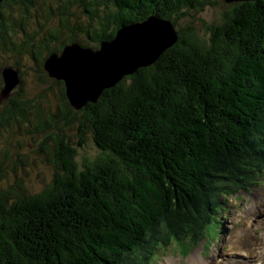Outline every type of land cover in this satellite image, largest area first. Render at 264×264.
I'll use <instances>...</instances> for the list:
<instances>
[{"label": "trees", "instance_id": "1", "mask_svg": "<svg viewBox=\"0 0 264 264\" xmlns=\"http://www.w3.org/2000/svg\"><path fill=\"white\" fill-rule=\"evenodd\" d=\"M229 3L208 23L195 15L216 0L0 3V58L21 50L38 68L36 93L27 98L22 90L19 99L21 88L14 87L0 98V140L9 132L30 134L32 152L52 166L50 182L37 191L18 178L17 162L0 170V264H140L130 254L172 210L208 221L212 181L237 151L264 172V127L255 128L264 122V0ZM75 6L86 18L79 32L78 22H69ZM52 16L62 23L47 27ZM151 16L169 20L176 41L95 101L72 107L64 83L44 69L46 57L68 42L99 46L121 26ZM62 29L66 40H59ZM17 61H6L0 71L14 68L20 84ZM49 80L60 86L50 112L44 99L53 88L40 90ZM3 85L0 72V92ZM71 129L79 134L77 145ZM86 142L95 154L78 163L77 150ZM3 145L0 165L12 152ZM18 162L27 165L28 155ZM200 198L204 207L193 209Z\"/></svg>", "mask_w": 264, "mask_h": 264}, {"label": "rangeland", "instance_id": "2", "mask_svg": "<svg viewBox=\"0 0 264 264\" xmlns=\"http://www.w3.org/2000/svg\"><path fill=\"white\" fill-rule=\"evenodd\" d=\"M228 3L223 0H216V4L206 6L195 17L202 18L206 23L215 21L227 9L226 4ZM228 7L230 6L228 5ZM71 12L74 15L70 14V26L73 27L74 23L78 22L75 28L79 32V28L86 25L85 13L76 6L71 8ZM58 18V16H52L46 24L47 27L61 24L62 22ZM183 24L184 22L181 25ZM196 28L201 30L203 25L197 24ZM62 30L64 34H59V40L63 37L66 40L69 33L67 30ZM59 42L57 40L55 44L59 45ZM71 43L68 42L64 46ZM94 44L90 43L95 49L98 48V45ZM64 46L58 55L61 54ZM4 55L0 58V67L3 64V66L10 65V62L6 61H17L18 57H23L22 60H18L22 82L15 89L21 88L19 99L21 97L24 99V96H21L22 90L29 98L38 90L35 83L37 80L35 72L38 68L29 58L25 57L21 50L19 52L16 50L15 53H4ZM0 72L2 73V71ZM56 80L64 83L61 79ZM43 86L40 90L50 86L54 91V93L49 90L46 91L47 96L44 99L45 106L49 108L47 111L50 112L55 110L59 104L58 96L56 95V98L54 96L60 86L52 80L47 81ZM263 127L264 122L255 128ZM68 133L70 140L77 145L79 134H76L75 129L69 130ZM3 143L12 152L6 160L7 163L0 165L1 172L6 171L8 166L13 167L14 162H17L16 174L18 178L24 180L23 185L27 188L32 189L34 186L38 188L35 189L37 191L39 187L50 182L52 166L49 162L43 163L42 157L36 156L32 152L35 143L32 142L30 134H12L9 132L4 140H0V150L6 151ZM18 143L22 144L20 148H18ZM15 145H17L16 149L13 147ZM94 154L95 151L90 143L86 142L82 149L81 147L78 148L75 160L82 163L83 159ZM23 155H28L29 158V162L25 166L18 162ZM258 163L254 159H249L245 151H237L236 155L229 159V165L225 167L228 168L227 171L218 172L220 176L215 177L212 181L214 188L210 189L208 193L209 199L207 201L211 208L206 210L207 222L203 220L201 214L186 219V213L183 209L172 210L148 230L146 240L136 246L135 252L130 255L140 264H147L146 261H143L145 258L151 264H169L170 262L178 264H228L229 261H233L235 264H264V177L258 174L257 170L260 165ZM2 183L4 184V182ZM201 199L196 201L193 209L201 210L204 207ZM218 201L221 202V206H219ZM211 217H215L216 222ZM219 222H221L220 234H217V229H212L210 224L217 225ZM199 257L202 262H196Z\"/></svg>", "mask_w": 264, "mask_h": 264}, {"label": "water", "instance_id": "3", "mask_svg": "<svg viewBox=\"0 0 264 264\" xmlns=\"http://www.w3.org/2000/svg\"><path fill=\"white\" fill-rule=\"evenodd\" d=\"M175 41L172 24L151 16L142 22L121 26L112 39L102 40L96 49L73 41L63 47L61 54L47 56L43 67L50 77L64 81L70 105L79 108L86 101H95L104 88L114 85L123 75L155 62ZM1 71L4 85L0 98H3L18 85L19 76L12 67Z\"/></svg>", "mask_w": 264, "mask_h": 264}, {"label": "bare ground", "instance_id": "4", "mask_svg": "<svg viewBox=\"0 0 264 264\" xmlns=\"http://www.w3.org/2000/svg\"><path fill=\"white\" fill-rule=\"evenodd\" d=\"M167 21H169V20H167ZM170 22V21H169ZM171 23V22H170ZM249 171V170H248ZM248 174V173H247ZM247 174H246V176H247ZM245 176V175H244ZM245 180V179H244ZM192 259H193V257H192ZM196 262H202V259L199 257V259L196 261ZM169 264H178V263H176V262H170ZM223 264H225V263H223ZM228 264H235L233 261H229L228 262Z\"/></svg>", "mask_w": 264, "mask_h": 264}]
</instances>
